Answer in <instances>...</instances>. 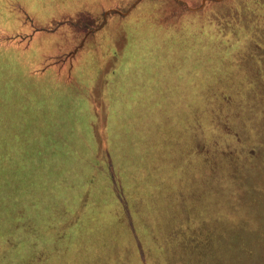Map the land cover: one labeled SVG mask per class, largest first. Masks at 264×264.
<instances>
[{"label":"rangeland","instance_id":"1","mask_svg":"<svg viewBox=\"0 0 264 264\" xmlns=\"http://www.w3.org/2000/svg\"><path fill=\"white\" fill-rule=\"evenodd\" d=\"M113 1L0 0V264H235L264 0Z\"/></svg>","mask_w":264,"mask_h":264},{"label":"trees","instance_id":"2","mask_svg":"<svg viewBox=\"0 0 264 264\" xmlns=\"http://www.w3.org/2000/svg\"><path fill=\"white\" fill-rule=\"evenodd\" d=\"M244 231L247 233L245 232L239 237L234 234L228 243L231 246V257L235 259V264H239L238 260L242 257L249 258L251 261L260 253L264 255V223H257L252 228L245 226Z\"/></svg>","mask_w":264,"mask_h":264},{"label":"crops","instance_id":"3","mask_svg":"<svg viewBox=\"0 0 264 264\" xmlns=\"http://www.w3.org/2000/svg\"><path fill=\"white\" fill-rule=\"evenodd\" d=\"M131 1V0H130ZM119 2H121V0H115V1H113L111 4H118ZM117 7H111V8H109V9H116ZM109 9H107V10H109ZM107 10H106V12H107Z\"/></svg>","mask_w":264,"mask_h":264},{"label":"water","instance_id":"4","mask_svg":"<svg viewBox=\"0 0 264 264\" xmlns=\"http://www.w3.org/2000/svg\"><path fill=\"white\" fill-rule=\"evenodd\" d=\"M205 1H206V0H203V4L205 3ZM200 8H201V7H200ZM200 8H198V9H200Z\"/></svg>","mask_w":264,"mask_h":264},{"label":"flooded vegetation","instance_id":"5","mask_svg":"<svg viewBox=\"0 0 264 264\" xmlns=\"http://www.w3.org/2000/svg\"><path fill=\"white\" fill-rule=\"evenodd\" d=\"M108 17V16H107Z\"/></svg>","mask_w":264,"mask_h":264}]
</instances>
